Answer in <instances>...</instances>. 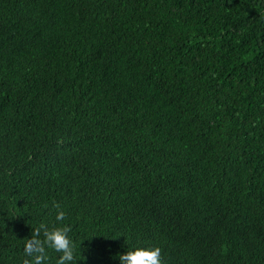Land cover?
I'll return each mask as SVG.
<instances>
[{
  "label": "trees",
  "instance_id": "trees-1",
  "mask_svg": "<svg viewBox=\"0 0 264 264\" xmlns=\"http://www.w3.org/2000/svg\"><path fill=\"white\" fill-rule=\"evenodd\" d=\"M41 225L264 264V0H0V264Z\"/></svg>",
  "mask_w": 264,
  "mask_h": 264
},
{
  "label": "clouds",
  "instance_id": "clouds-1",
  "mask_svg": "<svg viewBox=\"0 0 264 264\" xmlns=\"http://www.w3.org/2000/svg\"><path fill=\"white\" fill-rule=\"evenodd\" d=\"M55 220L59 224L65 219V212L59 204ZM71 229L68 226H58L49 229L45 225L33 230L31 237L25 239L23 245L22 264H49V251L58 254L56 264H77L75 242L70 238ZM119 264H163L159 247H136L118 256Z\"/></svg>",
  "mask_w": 264,
  "mask_h": 264
}]
</instances>
